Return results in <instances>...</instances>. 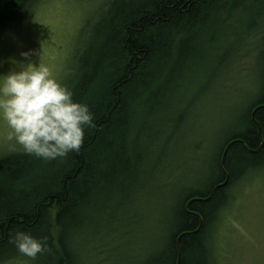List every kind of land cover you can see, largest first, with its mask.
Masks as SVG:
<instances>
[{"label":"trees","instance_id":"1","mask_svg":"<svg viewBox=\"0 0 264 264\" xmlns=\"http://www.w3.org/2000/svg\"><path fill=\"white\" fill-rule=\"evenodd\" d=\"M32 3L0 0V29L17 25L21 13L25 19ZM104 8L81 27L62 82L93 114L79 152L55 160L22 149L0 155V264L26 259L9 243L16 231L47 238L48 251L31 264H77L78 239L97 228L92 217L102 213L100 221L115 220L122 200L150 175L146 151L156 147L158 153L160 130L169 121L165 114L181 99L177 94L191 70L184 60L194 50L193 33L204 36L201 51H207L233 15H242L236 17L248 25L264 18V0H107ZM261 56L264 62V52ZM260 87L241 118L244 131L225 139H242L230 145L226 171L217 165L214 185L229 181L213 194L214 185L206 184L196 195L210 198L191 202L177 215L166 245L145 264H209L206 234L225 207L226 190L246 177L239 179L238 171L264 167V81ZM112 198L117 199L107 207Z\"/></svg>","mask_w":264,"mask_h":264},{"label":"rangeland","instance_id":"2","mask_svg":"<svg viewBox=\"0 0 264 264\" xmlns=\"http://www.w3.org/2000/svg\"><path fill=\"white\" fill-rule=\"evenodd\" d=\"M106 2L36 0L17 26L0 30V74L12 67L10 58L21 60V52L30 51L31 60L38 63L40 58L62 83L81 27ZM232 18L224 34L209 39L211 59L191 63L185 73L177 94L181 99L173 112L165 114L169 121L160 130L164 137L157 140L162 143L158 153L156 147L147 148L145 166L150 175L130 198L122 200L115 220L102 221L94 233L81 236L77 264H145L157 254L182 196L203 187L219 143L239 123L242 126V115L261 86L264 18L249 25L236 15ZM5 134L0 123V155L20 150L4 139ZM207 240L212 264H264V168L235 184ZM26 259L4 264H31Z\"/></svg>","mask_w":264,"mask_h":264},{"label":"clouds","instance_id":"3","mask_svg":"<svg viewBox=\"0 0 264 264\" xmlns=\"http://www.w3.org/2000/svg\"><path fill=\"white\" fill-rule=\"evenodd\" d=\"M30 51L21 52V60L10 58L12 67L0 74V123L4 139L14 142L29 156L44 160L64 158L79 152L85 130L93 125L87 104L73 99V93L54 75L50 66L31 60ZM3 62L0 61V64ZM18 253L36 261L48 251L47 238L30 232L10 234Z\"/></svg>","mask_w":264,"mask_h":264},{"label":"bare ground","instance_id":"4","mask_svg":"<svg viewBox=\"0 0 264 264\" xmlns=\"http://www.w3.org/2000/svg\"><path fill=\"white\" fill-rule=\"evenodd\" d=\"M35 2H36V0H33V3L35 4ZM33 3L32 4H30L29 5V7L28 8H26L27 9V11L28 10H30V8L32 7V5H33ZM101 12V11H100ZM99 12V13H100ZM98 13V14H99ZM97 14V15H98ZM24 14L23 13H21L20 15H19V17L16 19L17 20V22H19L20 23V21L21 20H23L24 19V16H23ZM236 16H242V15H237V14H235ZM245 20H248V17L247 16H245ZM18 23V24H19ZM17 24V25H18ZM17 25H15V26H17ZM15 26H13V27H15ZM13 27H11V28H13ZM6 29H10V28H1L0 30H6ZM190 39H192V46L194 47V50H193V52L192 53H189V54H187L186 56H185V62L186 63H194V62H196V61H198V60H200L201 58H204V59H211V57L213 56V53H214V51H212L211 49H207V51H201L202 50V44H203V42H204V36L199 32V33H197V32H194L193 33V35H192V37L190 38ZM216 49H220V47H218V48H216ZM263 52H264V45L262 46V48L260 49V52H259V55H260V60H261V62H260V64H261V67H260V69H259V73H258V77L260 78V84L262 83V81H264V62H263V59H262V56L261 55H263ZM219 55V52H217L216 53V55H215V57H217ZM221 58H224V56H220ZM174 64H177V65H179V61L178 60H175L174 61ZM69 68H68V71H67V74H66V76L68 75V72H69V70H70V67H72V63L71 62H69ZM155 83V81H152L150 84L151 85H153ZM260 90H261V87H260ZM262 91H264V88L262 87ZM258 96H259V92L257 93V95L255 96V98L254 99H252L251 101H250V104L254 101V100H257L258 99ZM249 103H248V105H250ZM246 111H247V107H246V109H245V111H244V113H243V115L246 113ZM161 114V113H160ZM242 115V116H243ZM242 121V120H241ZM244 131V127H242V126H240V123H239V128L237 129V130H235L234 132H232V133H230V134H227L223 139H222V141L219 143V146H218V149H217V151H216V153H215V155H214V157L212 158V167H211V169H210V173H209V178L206 180V183L205 184H203V187L201 188V189H196V190H190V191H188V193H185L183 196H182V198H181V200L179 201V203H178V207H177V212H176V215H175V218L177 217V215L178 214H180L181 213V211L182 210H188V205L191 203V202H193V201H195V200H207V199H209L210 197L208 196H198V195H196V194H199L200 192H203V191H205L206 189H204V187L206 186V184H207V187L211 184H213L214 185V183H216L217 182V180L219 179V177H218V175H217V173H218V171H217V165H219V166H221V169H223L224 171H226L225 170V164H226V157H227V153H228V150H229V147H230V145L232 144V143H234V142H236V141H241L242 142V139H241V136L240 137H235V138H233V140H231V141H229V139H227V140H225L226 139V137H228V136H232V135H234V134H236V133H239V132H243ZM259 131L261 132V130L259 129ZM164 145H165V147H166V145H167V143H164ZM168 149V148H167ZM262 168H264V167H262ZM260 166H247L246 168H244V169H242V170H240V171H238L237 173H240V175H239V179H241L242 178V175L243 174H247V175H250V174H252L253 172H255V171H258V170H260V169H262ZM243 178H245V176H243ZM229 181V179H228V177L225 179V181L224 182H222V183H218V184H215L214 185V187H213V189H212V192H211V194H213L219 187H222V186H225L226 185V183ZM206 187V188H207ZM234 187H235V184L234 185H231V186H229L228 187V189L226 190V194H225V201H226V203H225V206L228 204V201H229V198H230V195H231V191L234 189ZM139 187H135V190L136 189H138ZM95 194V193H94ZM94 194H93V196H94ZM193 195V196H192ZM192 197V198H191ZM188 201V202H187ZM184 204V205H183ZM219 217V216H218ZM218 217H216V219L214 220V222L213 221H211V226H210V229L208 230V233L206 234L207 235V237L211 234V232H212V229H213V227H214V224H215V222L217 221V219H218ZM95 221V226H98L102 221H100V218L101 219H103L102 218V216L101 217H97L96 215L94 216V217H92ZM99 218V219H98ZM49 221H50V214H49ZM172 229V226H171V228H170V230ZM169 230V233L167 234V236H166V238H165V245H166V243H167V241H168V239H169V237H170V235H171V231ZM71 239V237L70 238H68V240H70ZM79 240V239H78ZM69 245V244H68ZM72 245V248L74 249L75 248V245H76V241L74 240L73 241V243L71 244ZM71 248V250H73ZM66 252H68V253H70L71 251H70V249H69V246H68V248H67V251ZM65 252V253H66ZM210 256V255H209ZM151 257H153L152 259H155V256L153 255V256H151ZM15 259H20V258H15ZM158 259V258H157ZM23 260V259H22ZM179 260V259H178ZM11 261V260H10ZM208 261H209V264H212V261H211V258L209 257V259H208ZM178 262V261H177ZM4 264V263H3Z\"/></svg>","mask_w":264,"mask_h":264}]
</instances>
